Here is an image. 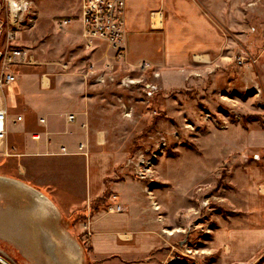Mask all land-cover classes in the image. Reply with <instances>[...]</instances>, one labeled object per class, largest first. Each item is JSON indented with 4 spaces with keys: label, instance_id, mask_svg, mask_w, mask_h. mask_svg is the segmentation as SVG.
I'll use <instances>...</instances> for the list:
<instances>
[{
    "label": "crops",
    "instance_id": "0c3cea01",
    "mask_svg": "<svg viewBox=\"0 0 264 264\" xmlns=\"http://www.w3.org/2000/svg\"><path fill=\"white\" fill-rule=\"evenodd\" d=\"M242 1L127 0L126 53L120 61L104 41L94 40L87 49L79 21L61 30L64 43L56 53L48 44L39 55L33 36L29 47L41 62L18 66L17 82L5 90L9 124L0 148V243L31 254L34 264H160L172 234L162 233L161 210L172 211L165 202L168 195L154 192L159 199L154 206L146 182L126 174L122 147L113 141L105 120L93 115L95 105L111 100L99 99L95 92L108 86L105 80L116 70L125 82L118 85L126 91L143 90L147 96V86L157 85L150 97L158 90L168 97L182 88L197 89L204 82L199 74L227 75L235 39L222 26L239 25ZM77 43L81 49H72ZM4 45L0 33V50ZM144 61L152 68L143 72L139 65ZM69 114L75 115L74 122L68 121ZM246 134L236 133L244 141ZM249 137V148L264 149V132L253 130ZM62 147L70 154H62ZM234 147L239 150L236 141ZM204 168L163 161L159 169L164 180L175 179L170 194L186 198L194 182L205 177ZM249 169L248 221L229 237L236 258L264 247V173L257 165ZM195 171H201L200 177ZM96 202L101 203L93 207ZM116 203L124 210L109 211ZM170 211L167 220L172 223L175 214ZM222 237L219 232V245ZM83 243H89L88 254Z\"/></svg>",
    "mask_w": 264,
    "mask_h": 264
},
{
    "label": "rangeland",
    "instance_id": "374dc122",
    "mask_svg": "<svg viewBox=\"0 0 264 264\" xmlns=\"http://www.w3.org/2000/svg\"><path fill=\"white\" fill-rule=\"evenodd\" d=\"M242 2L239 25L235 29L222 26L235 39L230 42L236 51L227 75L199 74L197 78L204 82L197 89L182 88L169 93L168 97L158 90L154 97L147 98L143 90L121 89L118 84L123 78L116 70L112 78H106L108 86L95 90L99 99L107 97L111 101L95 105L93 115L97 120L104 119L111 128L113 141L123 149L125 164L130 159L134 162L148 160L157 154L153 160V180L146 181V192L154 206L159 200L156 195L154 197V192L168 195L165 202L176 220L168 221L169 211L162 208V233L169 236L168 231H171L172 234L160 264H264V247L246 258H236L229 238L233 230L244 228L248 221L245 209L248 207L246 191L251 185L249 168L257 165L264 173V149L249 148L247 142L253 130L264 132V0ZM76 3V0H37L33 8L36 25L23 28L15 44L31 50L33 63L30 65H36L37 59L41 62L42 57L35 55L29 40L33 36L36 38L34 45L41 56L45 54L42 46L48 44L53 48L51 52L56 53L64 43L63 32L58 28L59 31L54 30L56 20L77 18ZM5 16L4 9L0 21ZM72 49L80 50L81 45L77 43ZM239 57L244 58L242 63L238 62ZM146 82L151 81L147 79ZM133 95H137L135 100ZM244 131L248 132L245 141L236 135H244ZM235 141L239 148L236 152L233 150ZM160 144L164 145L158 148ZM222 148L226 151L224 154ZM163 161L168 165L194 163L200 169L203 166L208 169L204 168L205 177L194 182L184 198L179 192L170 194L175 179H163L159 169ZM238 161L241 163L237 164ZM133 165L126 174L136 179L132 173ZM193 175L200 177L201 171H195ZM193 177L188 179V184L192 183ZM262 189L263 185H259V193ZM219 232L220 235L223 233L222 245L217 241ZM83 247L88 254L89 243H83ZM0 255L12 264L35 262L31 254L27 257L26 251L8 248L6 243H0Z\"/></svg>",
    "mask_w": 264,
    "mask_h": 264
},
{
    "label": "built area",
    "instance_id": "2783aa9c",
    "mask_svg": "<svg viewBox=\"0 0 264 264\" xmlns=\"http://www.w3.org/2000/svg\"><path fill=\"white\" fill-rule=\"evenodd\" d=\"M78 3L79 14L77 18L62 17L56 20V27L64 30L74 21H79L82 26L83 37L87 40L86 48L92 47L94 40L106 42L115 53V58L120 61L124 59L126 53V7L127 0H76ZM37 0H0V13L5 9L6 16L0 21V33L5 38V45L0 50V148L5 144L8 134L9 110L5 102V90L14 85L18 76L16 68L22 65H30L33 63V56L30 50L19 48L14 45L21 30L30 29L36 25L37 18L33 8ZM244 58L239 57L238 62L242 63ZM152 68L149 62H142L139 65L141 71H148ZM158 76L157 74H154ZM129 80V83H133ZM122 83H125L124 80ZM157 90V85H148L145 89L147 96H151ZM68 121L74 122L75 115L69 114ZM22 118L18 117L17 121ZM43 122V120L41 121ZM164 144H160V148ZM79 151L84 153L85 145H79ZM157 151V150H156ZM1 152V150H0ZM3 152V151H2ZM62 154H70L66 147L61 148ZM157 154H153L150 158L138 160H128L126 166L131 168L132 173L137 180L146 182L152 181L155 173L153 163ZM147 160V161H146ZM130 170V169H129ZM117 201V196H112ZM123 207L120 203H116L109 211L121 212Z\"/></svg>",
    "mask_w": 264,
    "mask_h": 264
},
{
    "label": "water",
    "instance_id": "95a60500",
    "mask_svg": "<svg viewBox=\"0 0 264 264\" xmlns=\"http://www.w3.org/2000/svg\"><path fill=\"white\" fill-rule=\"evenodd\" d=\"M53 253V252H52ZM48 254V253H47ZM50 254V253H49ZM57 256V255H56ZM0 262L3 264H12L10 261H8L6 258L0 255Z\"/></svg>",
    "mask_w": 264,
    "mask_h": 264
},
{
    "label": "trees",
    "instance_id": "16d2710c",
    "mask_svg": "<svg viewBox=\"0 0 264 264\" xmlns=\"http://www.w3.org/2000/svg\"><path fill=\"white\" fill-rule=\"evenodd\" d=\"M101 202H96L95 204H93V207H96V205H97V207H98V205L100 204Z\"/></svg>",
    "mask_w": 264,
    "mask_h": 264
},
{
    "label": "flooded vegetation",
    "instance_id": "af4514ba",
    "mask_svg": "<svg viewBox=\"0 0 264 264\" xmlns=\"http://www.w3.org/2000/svg\"><path fill=\"white\" fill-rule=\"evenodd\" d=\"M10 261V260H9Z\"/></svg>",
    "mask_w": 264,
    "mask_h": 264
}]
</instances>
